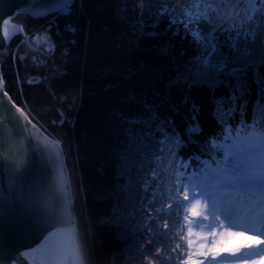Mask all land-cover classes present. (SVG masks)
I'll use <instances>...</instances> for the list:
<instances>
[{"label": "snow or ice", "instance_id": "obj_1", "mask_svg": "<svg viewBox=\"0 0 264 264\" xmlns=\"http://www.w3.org/2000/svg\"><path fill=\"white\" fill-rule=\"evenodd\" d=\"M72 3L29 0L31 7L26 12L38 18L50 13L63 15L70 13ZM142 11H147L157 26L166 20V30L173 37H190L189 43L198 50L183 67H176L169 87L204 85L215 90L224 84L229 89L226 96L213 97V115L222 131L207 138L200 155H181L186 141L171 119L160 121L155 113L133 138V183L129 187H136L142 199L135 217L136 236L142 247L141 232L152 233L153 237L144 248L147 264H264V81L249 119L243 79L248 68L257 63L254 49L264 64V0H147ZM18 16L2 19L0 40L5 44L17 34L24 36L22 43L28 40L24 26L17 28L12 23ZM32 40L38 46L48 45L50 50L55 47L47 34L33 35ZM168 48L163 46L162 54H167ZM224 77L229 78L227 82ZM3 83L0 72V152L6 147V128L17 136L27 133L29 137L37 128L3 90ZM190 111L191 123L184 132L187 143L202 132L198 106L193 103ZM58 147L59 141L52 146L53 163L60 155L55 151ZM3 159L0 156V169ZM65 169L66 165L59 167L49 185L37 190L35 184L20 183L13 164L7 189L0 186V220L14 204L36 206L38 201L42 206L39 223L49 236L56 234L58 224L71 225L63 229L68 238L50 247L36 264H81L83 258L73 223L75 203L69 202V185L63 179ZM127 171L122 166V173ZM8 190L12 192L10 197L4 195ZM154 202L160 206L153 212L149 206ZM141 219L148 221L143 227ZM161 223L164 232L159 231ZM169 241H175L174 246ZM157 242L164 247H156ZM32 251H39V246ZM25 259L0 246V264H25Z\"/></svg>", "mask_w": 264, "mask_h": 264}, {"label": "trees", "instance_id": "obj_2", "mask_svg": "<svg viewBox=\"0 0 264 264\" xmlns=\"http://www.w3.org/2000/svg\"><path fill=\"white\" fill-rule=\"evenodd\" d=\"M146 3L73 0L68 14L42 18L19 14L13 21L24 26L28 38L47 34L55 47L50 50L29 39L22 43V34H17L0 54L6 91L61 146L83 264H147L144 248L153 237L141 232L142 247L136 236L135 217L142 199L137 188L129 185L133 183V138L144 130L151 113L160 121L174 122L187 144L180 152L185 157L200 155L207 138L222 131L213 115V97L226 96L228 87H169L176 67H183L198 50L189 43L190 37H173L166 30V20L157 26L142 11ZM165 45L168 52L162 54ZM259 55L254 49L257 63L243 77L249 119L264 81ZM193 103L199 108L202 132L187 143L184 132L191 123ZM122 166L128 171L122 173ZM159 206L154 202L149 209L154 212ZM146 223L139 221L141 227ZM159 231H165L162 223ZM169 243L174 246L175 241ZM156 247L164 245L157 242Z\"/></svg>", "mask_w": 264, "mask_h": 264}, {"label": "water", "instance_id": "obj_3", "mask_svg": "<svg viewBox=\"0 0 264 264\" xmlns=\"http://www.w3.org/2000/svg\"><path fill=\"white\" fill-rule=\"evenodd\" d=\"M42 2L48 4L51 3V0H42ZM29 7H31L29 0H0L2 19H7L17 13L27 14L26 9ZM2 19H0V37H2L3 29ZM12 23L17 28L20 27L13 21ZM7 44L0 40V48L3 50ZM2 51H0V54ZM3 90H6L5 83H3ZM14 115L20 120L24 119L19 114L14 113ZM33 123L36 124L34 121ZM36 125L37 128L32 130V137H29L27 133L17 136L13 134L12 129H5L7 136L6 147L0 152V156L4 158L3 167L0 169V186H3V188L7 189L8 187V173L13 164L16 165V170L19 172L20 183L26 186L35 184L37 190L47 187L55 178L59 167L65 165L60 144L55 149V151L60 152L59 158L53 163L51 150L57 141L44 132L38 124ZM63 179L69 185V202L71 203L72 198L67 169L64 171ZM4 195L10 197L12 195L11 190L5 191ZM35 203L36 206L16 203L0 220V246L13 255L26 257L25 264H34V260L38 261V258L50 247L54 246L58 241L67 239L68 233L64 232L63 229L71 227V225L58 224L56 227L59 230L56 231L55 235L49 236V233L43 231L39 223L42 206L38 201ZM73 223L76 231L75 215ZM38 246L39 251L33 252L32 250L37 249Z\"/></svg>", "mask_w": 264, "mask_h": 264}, {"label": "rangeland", "instance_id": "obj_4", "mask_svg": "<svg viewBox=\"0 0 264 264\" xmlns=\"http://www.w3.org/2000/svg\"><path fill=\"white\" fill-rule=\"evenodd\" d=\"M14 22V21H13ZM15 23V22H14ZM23 36V35H22ZM33 44H35V42L32 40V35L28 38ZM21 40H24V36L21 38ZM29 40H27V42L29 41ZM26 42V43H27ZM36 45V44H35ZM76 231H77V229H76ZM34 264H36V262L34 263ZM81 264H83V258H82V261H81Z\"/></svg>", "mask_w": 264, "mask_h": 264}, {"label": "bare ground", "instance_id": "obj_5", "mask_svg": "<svg viewBox=\"0 0 264 264\" xmlns=\"http://www.w3.org/2000/svg\"><path fill=\"white\" fill-rule=\"evenodd\" d=\"M38 259H39V258H38ZM36 261H37V260L35 259V260H34V263H35Z\"/></svg>", "mask_w": 264, "mask_h": 264}]
</instances>
